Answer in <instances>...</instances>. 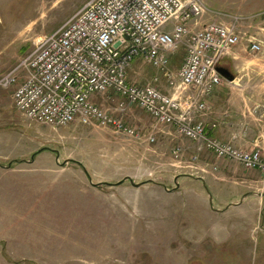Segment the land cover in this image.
Returning <instances> with one entry per match:
<instances>
[{
    "label": "rangeland",
    "instance_id": "1",
    "mask_svg": "<svg viewBox=\"0 0 264 264\" xmlns=\"http://www.w3.org/2000/svg\"><path fill=\"white\" fill-rule=\"evenodd\" d=\"M87 1L0 0V77ZM205 3L208 11L200 22L236 21L238 44L249 46L252 40L261 46L256 65L264 78V0ZM184 56L181 45L169 54L170 68L178 69ZM154 77L165 91L164 76L149 63L136 59L127 72L138 84ZM249 89L264 94L255 83ZM94 99L114 107L118 98ZM145 115L138 107L123 115L139 138L108 126L35 123L37 149L46 150L47 167L40 168L39 161L16 165L10 170L15 180L4 179L10 187L0 183V264H264V197L261 206L244 204L260 206L255 213L204 217L190 203L196 200L191 193L207 189L195 179L199 172L190 151L184 148L176 159L169 142L157 135L148 142L152 122ZM175 143L185 146L179 139ZM204 227V242L185 240Z\"/></svg>",
    "mask_w": 264,
    "mask_h": 264
},
{
    "label": "built area",
    "instance_id": "2",
    "mask_svg": "<svg viewBox=\"0 0 264 264\" xmlns=\"http://www.w3.org/2000/svg\"><path fill=\"white\" fill-rule=\"evenodd\" d=\"M207 11L205 0H88L58 29L39 37L33 50L0 77V88H13L14 106L28 121L108 126L139 138L137 127L123 120L135 106L153 120L148 142L155 141L159 126H171L194 144L192 161L207 150L264 171L259 149L239 148L206 130L208 98L223 81L219 64L242 38L236 21L200 22ZM181 45L185 56L172 70L169 54ZM249 48L261 50L252 40ZM136 59L162 73L165 91L157 77L143 84L128 80ZM109 94L118 98L114 107L94 99ZM171 152L179 159L183 148L175 145Z\"/></svg>",
    "mask_w": 264,
    "mask_h": 264
},
{
    "label": "crops",
    "instance_id": "3",
    "mask_svg": "<svg viewBox=\"0 0 264 264\" xmlns=\"http://www.w3.org/2000/svg\"><path fill=\"white\" fill-rule=\"evenodd\" d=\"M256 62V53L243 43L235 45L223 57L219 67L227 69L233 79L223 78L222 83L210 95L208 98L210 113L204 121L210 136L231 141L242 149L257 148L264 162V94L261 95L253 90L251 92L249 89L254 83L256 86L264 87V78L261 76L263 70L256 65ZM12 91V87L0 90V183L4 184L2 189L6 187L5 178L15 180V175L10 170H13L16 165L22 163L36 165L39 161L40 168L47 167V159L45 156L44 159L42 158L46 150L37 149L35 122L26 120L17 111L13 103ZM131 108L136 109L135 106ZM145 116L153 126V120L148 115ZM212 124L215 125L212 126ZM156 131L157 138L159 137L163 142H169L172 147L180 145L175 143L179 139L185 145L184 147L181 145L183 152L184 148L190 151L191 158L194 144L190 140L179 137L171 126H159ZM48 161V165L51 166L52 158ZM43 162L45 164H42ZM191 164L199 172L195 177L197 183L207 189L191 193L190 198L193 196L192 198L196 200L190 203L198 206L204 217L222 216L229 211L242 214L245 209L255 213L261 206L264 197L263 170L245 169L238 162L216 158L207 150H204ZM213 167H216V170ZM17 181L20 179L17 178ZM180 183L177 181V184ZM259 184L263 186L261 190L248 189L259 187ZM246 201L255 202L260 206L256 209L245 208ZM206 231L204 227L185 240L191 242L194 239L196 243H202L208 238ZM220 232L218 223L217 233Z\"/></svg>",
    "mask_w": 264,
    "mask_h": 264
},
{
    "label": "water",
    "instance_id": "4",
    "mask_svg": "<svg viewBox=\"0 0 264 264\" xmlns=\"http://www.w3.org/2000/svg\"><path fill=\"white\" fill-rule=\"evenodd\" d=\"M218 71L222 75L223 78H225L227 80H232L233 79V76L228 72L227 69L222 68V67H218ZM136 185H141V183H138Z\"/></svg>",
    "mask_w": 264,
    "mask_h": 264
}]
</instances>
